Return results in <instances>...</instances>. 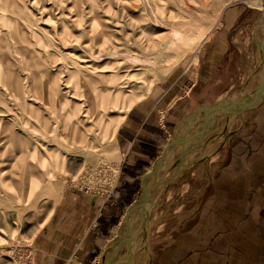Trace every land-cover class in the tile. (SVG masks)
Segmentation results:
<instances>
[{"label": "rangeland", "instance_id": "obj_1", "mask_svg": "<svg viewBox=\"0 0 264 264\" xmlns=\"http://www.w3.org/2000/svg\"><path fill=\"white\" fill-rule=\"evenodd\" d=\"M255 2L0 0V74H6L0 82L8 80L0 83V264H31L35 249L49 235L52 222L62 213L59 211L66 209L71 199L67 197L71 194L111 197L117 178L118 155L117 147L110 158L105 155L113 126L104 135L99 121L102 113L104 122L115 121L117 115L126 111L129 100H137L148 85L155 82L151 90L172 69L181 67L192 56L195 60L222 12L229 7L236 8L241 19L247 22L245 37L247 43H251L250 65L235 92L249 89V93L241 97L242 101L254 98V77L264 67V54L253 40L261 43L264 39V27L259 26L260 11ZM194 24L207 32L198 43L183 39L175 51L154 65L124 60L126 54L135 55L132 51L135 43L143 51L152 38L158 41L169 37L173 29L192 37ZM191 28L194 31L189 33ZM100 32L102 37L98 36ZM73 36L78 43H74ZM114 48L122 51V56H105ZM83 49L100 58L90 57ZM75 67L81 68L83 78L87 77L90 85L108 86V92L115 94L103 109L95 108L97 104L92 97V106L87 102L88 93L95 92L93 87H88L81 97L72 94L70 84L74 85L76 79L83 81L72 74ZM167 67L172 68L168 71ZM165 71L168 72L164 75ZM52 88L56 95L50 93ZM59 94L62 103L57 101ZM77 94L82 93L77 91ZM219 119L214 120L199 142L191 145V140L178 145L182 147L176 146L180 153L170 167L175 169L168 173L167 180L151 186L158 200L136 230V234L141 235L147 231V241L132 255L130 264H137L140 256L142 260L138 264H145L151 240L153 243L164 240L165 231L173 229L176 222L193 209L191 185L188 183L187 187L184 181L196 161L203 163L200 169H206L207 157L219 147L216 142L221 127L215 124ZM199 129L197 127L192 134ZM116 131L114 146H117ZM212 133L215 136L206 141ZM180 148L193 150L196 156L179 174L176 166L183 152ZM205 178L204 172V181ZM123 222L124 217L115 229L118 234L113 244L121 237ZM111 250L109 243L94 264H105Z\"/></svg>", "mask_w": 264, "mask_h": 264}, {"label": "crops", "instance_id": "obj_2", "mask_svg": "<svg viewBox=\"0 0 264 264\" xmlns=\"http://www.w3.org/2000/svg\"><path fill=\"white\" fill-rule=\"evenodd\" d=\"M240 15L236 8L224 9L195 60L192 56L172 69L150 90L151 85L146 98L131 107L116 131L117 178L111 197L79 193L67 197L71 199H65L66 209L59 211L62 213L35 249L31 264L98 263L109 243L113 249L115 229L136 199L142 175L150 171L167 142L172 137H191L203 126L199 114L186 133L195 109L247 95L249 89L235 92L249 68L251 54L244 30L247 22ZM219 118L215 123L221 127L219 147L207 157L206 169H200L203 163L196 161L184 181L187 187L191 185L193 209L165 231L164 240H151L145 264H264V97L241 116ZM214 136L208 135L206 141ZM174 152L175 159L180 151L176 148ZM182 154L175 165L179 174L196 156L193 150ZM173 169L149 189L167 180ZM157 200L153 193L148 200L152 208ZM146 241L147 236L143 246ZM141 260L140 256L137 264Z\"/></svg>", "mask_w": 264, "mask_h": 264}, {"label": "bare ground", "instance_id": "obj_3", "mask_svg": "<svg viewBox=\"0 0 264 264\" xmlns=\"http://www.w3.org/2000/svg\"><path fill=\"white\" fill-rule=\"evenodd\" d=\"M255 5H256V9L258 11H260V20H259L260 25L259 26L260 27H264V19L262 20V18H263V15L262 14H263V11H264V2L262 3V0H256ZM194 27H195V33L192 34V37L185 36L184 34H182L181 31L174 30L173 29L171 31L169 37L160 39L158 41H155V39L152 38L150 40L147 48H145L143 51H140V48H139L138 44L135 43L134 46L132 47L133 48L132 51L135 53V55H130L129 56L128 54H126L127 56L124 57V60H127V61H129L130 63H133V64H137V63H139L140 65L146 64V66H148V65H154L156 62H158V61H160L162 59H165V57H167V55H168L169 52L175 51L174 49L177 47V45L184 42L183 39H187V40H189L190 43L196 44V43H198V40L201 37H203V36H205L207 34V32H203V29H201L199 26H197V25L194 24ZM193 31H194V29L191 28L189 30V33L190 32H193ZM98 36L99 37H102L103 36V33L102 32L98 33ZM263 36H264V29H263ZM73 41H74V43L77 42L76 36H73ZM147 51L149 53L148 54H145ZM82 52L85 53V54L90 55V57L97 58V59L100 58V56H97L96 54L92 53L89 50L83 49ZM105 56H122V51H119L116 48H114L113 51L108 52ZM150 56H153V59ZM177 60L178 59H176L174 62H176ZM74 64H76L75 61H74ZM171 65H173V64H171ZM263 65H264V58H263ZM169 67H167V70L169 69ZM165 72H163V74ZM72 74H74V77H78V78L83 79V81H81L79 79H76L75 81L72 80L75 84L74 85H72V83L70 84V86L72 87V92H73L72 94H74L75 97H77V96L78 97H81L83 95V93L85 92V90L88 87H93L95 89V92H94L93 95H91L90 93H88L89 95L86 96L87 102L90 103V106H92V104H91V97L93 99V102L95 104H97L95 106V108H98V109H103L104 106H106V104L108 102H110L112 99H114V97H115L114 95L115 94L111 95L110 92H108L110 90V88L108 86L97 88L95 86L90 85V81L88 80V78L87 77H84L83 78L84 73L81 70V68L75 67L74 71H72ZM2 76L3 75L0 74V78H4V76H6V74L3 77ZM108 79H111V77H109ZM263 79H264V67H262V69L254 77V87H255V90L258 87V85H261ZM5 80H7V79L5 78L0 83H3ZM68 83H70V82H68ZM11 84L13 85V82ZM152 84L153 83H151L150 85L147 86L146 90L139 96L138 99H141V98H143L145 96V94L147 93V91L149 90V88L151 87ZM27 90H28V88H27ZM263 90H264V88H263ZM77 91H79L82 94L81 95L77 94ZM116 92H118V90ZM50 93H53V94L56 95V92H55V90L53 88L50 91ZM263 93H264V91H263ZM15 94H17V93H15ZM227 98L231 99L232 101L241 102V99L240 100H237V99H233L231 97H227ZM137 100L136 99L129 100V102L125 106V110L126 111L124 113L120 114V115H117L116 120L113 121V122H110L108 120L104 122L103 119H102L104 117V113H102L101 119L99 121H100V124L102 125V128H103L102 129V132L104 133V135H106L108 133L109 129L111 128V126H113L112 127V131L108 134L109 135V142H108L109 145L107 144V146H106V148L104 150L106 157L110 158L113 154H115V152H116V146H114V144H113V136H114V133H115V131H116V129H117L120 121L123 119L125 113L129 110V108ZM57 101L59 103H62V96L60 94L57 96ZM15 102H16V100H15ZM56 104H58V103H55V105ZM227 116H229V115H227ZM191 126H192V124L189 123V126L186 129V133H188L190 131ZM175 148H174V150H175ZM174 150L169 154V156H168V158L166 160V163H165V166H164L163 171H160L156 175L155 180L158 179V178H160V177H163L167 173V170L170 167H172V163H173V159H174V155H175ZM150 208H151L150 203L147 202L146 205L144 206V214H145L144 217L149 214ZM144 217L141 218L139 216V214H137L136 216H132L130 218V221H131L130 224L133 225L132 226V241H131V248H130L131 255H133V253L136 252L137 250L141 249V246L144 245V242L146 240L147 231H145L144 235H141V234H138V233L136 234V230L139 227L138 225L139 224L142 225L143 222H144ZM148 223H149V221L147 222V226H148ZM122 235H125V231L123 229V226H122ZM62 241H65V240H62ZM127 257H128V251H127V249H125L123 247L122 253L118 256L117 259L114 258V261L113 262L114 263H119V262L120 263H123L127 259Z\"/></svg>", "mask_w": 264, "mask_h": 264}, {"label": "water", "instance_id": "obj_4", "mask_svg": "<svg viewBox=\"0 0 264 264\" xmlns=\"http://www.w3.org/2000/svg\"><path fill=\"white\" fill-rule=\"evenodd\" d=\"M264 0H262V3ZM263 18L264 19V11H263ZM261 20V21H262ZM254 38V37H253ZM255 45L257 46L258 50L264 54V39L261 41V43H258L255 41V38L253 39ZM264 79L261 83V85H258V87L255 90L254 98L251 101L247 102H237L232 101L229 98H225L222 100H219L212 104L211 106H199L195 109V111L192 113L190 117V124H194L197 115H202V123L203 126L194 134H192L191 137L188 138H171L167 144L165 145L164 149L162 150L160 156L156 160L153 167L148 171L147 173L143 174L140 180V189L138 191V195L134 202L130 205L127 213L124 216V223H123V229L125 231V235H122L121 237H118L116 242L114 243L113 249L109 255V257L106 260L105 264H130L131 261V241H132V224H130V218L132 216H136L139 214V216L142 218L144 217V206L148 202L149 198L152 195V192L149 189V186L152 182H154L156 175L163 171L166 160L169 156V154L174 150V148L178 145H183L188 141L196 140L199 142L204 134L210 129L214 122V118L220 117L221 115H238L241 116L242 113L245 111H248L252 109L254 106H256L260 100L264 97L263 88H264ZM188 151V149L184 150ZM183 151V152H184ZM182 152V153H183ZM186 153V152H185ZM183 155V154H181ZM127 249L128 251V257L123 263H114V258L116 253L122 249Z\"/></svg>", "mask_w": 264, "mask_h": 264}]
</instances>
